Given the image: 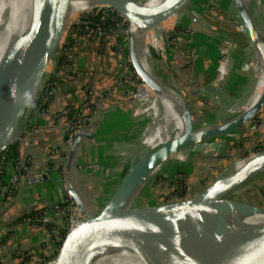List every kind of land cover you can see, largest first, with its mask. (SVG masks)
<instances>
[{"label":"crops","instance_id":"obj_1","mask_svg":"<svg viewBox=\"0 0 264 264\" xmlns=\"http://www.w3.org/2000/svg\"><path fill=\"white\" fill-rule=\"evenodd\" d=\"M188 4L189 11L197 17L189 20L192 17L184 10L187 26L178 25L183 33L178 31L176 47L169 50L175 77L171 74L195 122L208 120L214 124L224 120H218L220 115L238 101L248 85L249 76L242 67L246 40L242 44L235 40L237 26L227 10V0H190ZM261 5L264 13V0ZM190 21L193 24L188 26ZM70 34L75 44L58 58L45 107L32 109L19 137L8 149L10 157L2 164L0 264L45 263L65 230L67 193L63 183L74 190L88 212L94 211L125 174L126 160L121 156L136 151L140 144L137 139L147 126L145 113H136L142 105L134 96L132 81L122 87L117 83L129 76L124 54L96 33L83 35L72 30ZM226 36L235 43L227 47L224 63L222 44ZM82 105L87 118L69 161L64 152L68 117L62 110ZM183 106L181 103L184 111ZM239 131L240 137L234 140L231 139L238 136L237 130L228 134L229 138L225 134L220 145L217 139L204 141L208 148H216L207 150L220 149L218 154L194 150L169 174L180 173L185 180L180 199L206 187L220 166L229 161L232 155L228 152L241 150L247 144H251L249 150L255 149L264 142V107ZM36 172L43 174L42 180L27 184L26 178ZM14 173L19 174V179L14 192L9 193V179ZM159 184L163 182H157L155 187ZM166 189L161 190L167 194L165 198L179 199ZM160 194L158 190L152 192L147 205L164 203Z\"/></svg>","mask_w":264,"mask_h":264},{"label":"water","instance_id":"obj_2","mask_svg":"<svg viewBox=\"0 0 264 264\" xmlns=\"http://www.w3.org/2000/svg\"><path fill=\"white\" fill-rule=\"evenodd\" d=\"M95 1L112 9L117 20L126 29L125 59L128 75L135 91L141 95L147 106L151 94L145 85L136 60L134 41L127 33L129 24L150 29L170 16L176 15L190 0H168L143 21H137L129 13H126L119 0ZM68 3L69 0H33L34 10L31 25L16 40L10 58L8 82L0 90V153L17 140L21 128L26 124L35 107L39 93L49 75L48 64L60 49L57 48L60 38L59 15L67 8ZM237 8H235L234 0H227V10L239 21L250 38L253 26L246 13L240 7ZM232 19L234 18L232 17ZM236 26L239 25L236 23ZM176 88L183 99L187 113V136L179 141L174 150L165 154L152 166H144V163H141L134 168L131 167L92 212L86 210L78 195L64 182L67 193L84 219L83 231L76 240H73L70 237V230H66L46 264H88L89 259L100 252L101 246L105 243H115L133 249L146 255L154 264H264L262 253L264 251V227H260L242 238H238L228 231L213 229L194 236L193 243L190 245L179 233L175 224L176 220L182 217H188L193 221L199 218V221L207 222V212L224 219H232L236 215L249 216L263 212L264 209L259 202L242 201L233 204L237 207L235 209L225 198L227 194L247 181L261 168L255 164L217 185L216 182H219L218 179L222 172L233 163V160L219 172L217 177H213L214 180L211 183L195 194L183 199L179 198L176 201L132 207L111 222L104 223L102 221L110 207L115 201L120 200L137 177L160 164L155 172L146 179L141 193L148 185L166 178L180 167L182 162L170 161L171 156L186 149L192 143L212 140L233 130L241 129L246 123L253 120L264 107L263 90L260 100L243 116L196 129L197 123L187 101L181 90L177 86ZM213 127L220 128L210 131ZM12 138L13 141L7 142ZM79 141L80 130L68 148L69 161L74 156ZM251 153H259L261 158H264V148L259 152H255V149L251 148ZM259 194L263 193L259 191ZM262 198L264 199V195ZM229 226L232 228L230 223ZM153 237L162 243V247L154 253L151 248Z\"/></svg>","mask_w":264,"mask_h":264},{"label":"bare ground","instance_id":"obj_3","mask_svg":"<svg viewBox=\"0 0 264 264\" xmlns=\"http://www.w3.org/2000/svg\"><path fill=\"white\" fill-rule=\"evenodd\" d=\"M119 1H121L123 9L126 11V13H129L130 16L132 12H135L133 13L132 18L137 21H143L155 9L160 7L165 2H168V0H155L160 3L155 6L153 2L154 0ZM13 2L14 0H0V90L3 86L5 87L8 82L9 68L11 63L10 58L12 57L11 55L16 40L30 27L33 18V0H28L27 8L29 9L28 13L26 12L27 15L14 23L12 21V23L9 22L8 17L10 15V8ZM102 7H105V5L95 0H69L67 8H65L59 15L60 38L58 40L57 46L61 47L68 27L78 15L88 12L94 8ZM245 13L253 26L250 33L252 53H249L250 55L246 57V63L244 64V70L249 73L250 76L245 94H243L241 97L244 98L243 100L245 104L234 113L235 117H241L249 110H251L260 100L264 90V25L260 23V16L263 13L261 0H249ZM162 30L164 29L162 28ZM128 31L129 35L133 34L137 38L138 42H136L134 38L136 60L142 72L145 85L147 89H149L151 94V96L149 97L150 99H148L147 101V106L144 109L143 107H139L136 113L146 112L147 114L152 115V122L147 127L146 134L148 133V135L146 137H148L147 139L152 141L153 144L151 146V149L146 152L145 155H142L139 161L132 167L134 168L141 163H144V166H152L153 164L158 162L165 154L174 150L179 144V141L183 137L187 136L188 122L187 113H184L182 115L180 113L181 103L184 105L183 99L181 98L179 93H177L173 88L164 83V81L162 80V73L164 72L162 71V66L158 65V63H156L152 56V51H154L158 56L166 61V46L164 47V36L160 34L159 28L157 27V25L150 29L141 28L135 24L130 23ZM143 49L146 52L145 59ZM54 61L55 59L53 55L52 60H50L48 64V69H51L53 67ZM221 68H223V64L221 65ZM222 71L225 72L224 70ZM141 101L140 104L142 105ZM231 119L232 117L230 119L228 118V120ZM184 123L186 125V132L184 136L181 137L179 134L182 131V126L184 125ZM218 128L220 127H213L210 129V131L216 130ZM254 164L260 166L261 168L251 178H249L239 187L233 189L232 192L227 194L225 197L226 200L230 203V206L235 209H237V207L233 204H237L242 201L246 202V200L244 199V194L247 189H244L242 191L244 186L250 183L255 175L264 171V158H261V155L259 153H251L250 157L230 164L222 172L221 177L218 179L219 182H216L217 185H219L221 181H225L227 178L251 168ZM159 165L160 164H157L155 167L137 177L131 183L126 193L123 194L119 201H115L107 211V213L104 215L102 219L104 223L113 221L116 217L123 213H126L135 205L141 195L140 191L146 179L155 172ZM206 215H208L207 222L199 221V218L193 221L188 217H182L176 220L175 224L179 233L183 236L187 243H190V245L193 243L192 239L194 236H199L204 232H208L213 229L228 231L236 237L242 238L250 235V233L254 232L258 228L264 227V211L249 216L236 215V217L232 219L218 218L216 215L210 212H207ZM79 220L84 221L83 218ZM79 220L75 221L70 227V237L73 233L72 230L74 229V227L75 231H78L80 227L78 222ZM229 223L232 228L229 226ZM77 224L78 227H76ZM151 245L153 253L156 252L160 247H162V243L154 237L151 239ZM115 247L125 248L132 253L126 254L120 258H115ZM262 253L264 255V251ZM88 264L154 263L150 259H148L146 255L138 253L133 249H129L115 243H105L101 246V251L89 259Z\"/></svg>","mask_w":264,"mask_h":264},{"label":"rangeland","instance_id":"obj_4","mask_svg":"<svg viewBox=\"0 0 264 264\" xmlns=\"http://www.w3.org/2000/svg\"><path fill=\"white\" fill-rule=\"evenodd\" d=\"M27 2H28V0H14V2L11 5V8H10V15L8 17L9 22L12 21L14 23V22L18 21L19 19H21V18H23V17H25L27 15L28 9H29V8H27V6H28L27 5ZM153 2L155 4V6L158 5V4H160L159 2H157L155 0ZM248 3H249V0H234L235 8L238 9L237 7H240L244 12L246 11V8H247ZM107 9L109 10L110 8L109 7L94 8V9L88 11V12H85L84 14H86V13H93V15H94L95 12L96 13H99L100 11H103V10L107 11ZM184 10L186 11V13L189 12L190 17H192V18H189V20L193 19V17H197V15H195V14L191 13V11H189V4L187 3L185 5V7L182 10H180L176 15H172L169 18H167L166 20H164L161 23L157 24V27L159 28L160 34H162L164 36V47L166 46L165 47L166 48V61L164 59H162L160 56H158L154 51H152V56H153L154 60L156 61V63H158V65H161L162 66V71H164L162 73V80L168 86H170L171 88H173L177 93H178V91H177V88L175 86V82H174L173 76H172V74H173L174 77H175V71H174V68H173L171 62L169 63V60H170L169 59V55H170L169 54V50H170V48L173 49L174 47H176V44L175 43L178 41V38H177L176 35H177V33H179L178 32L179 30H176V27L179 24H182L181 26H183V27L187 26V23H188V19L187 18L188 17L187 18L185 17V14L186 13L184 12ZM133 13H135V12H132L131 17H133ZM230 15H232V14L230 13ZM232 17L234 18L235 23H237V25H239L237 27V29H236V31H237L236 37L238 39L236 38L235 40L237 41L238 44L239 43L242 44L243 43L242 40H246V42H244L245 43V48H246V50H245V59L243 60V65H242V67L244 69V66H245L244 64L246 63V57L252 53L251 42H250V38H249L247 32L244 31V28L239 23V21L234 16H232ZM192 22L189 23L188 26H191L193 24ZM260 23H262V24L264 23V13L260 16ZM132 28H133V26H132ZM162 28L164 30H162ZM124 30L126 31L125 28H124ZM69 31H70V29L67 30L66 35H69V39H71L72 38V34H70ZM180 31H181V34H182L183 33L182 30H180ZM127 33L129 34V31L128 30H127ZM165 35H167V38H166L167 40H165ZM130 36L133 39V41H134V38H135L136 42H138L136 36H134L133 34H131ZM227 36H226V42H224V43H226L225 44L226 45V48L229 45L233 44V42L235 43V41L233 39H230V37L227 38ZM119 40L120 39L118 38V41ZM122 41H123L124 46H123V49L122 50H119V52L120 53L122 52L124 54V56H125L126 55V37ZM57 48L59 49L60 47L57 46ZM145 55H146V52L144 50V59H145ZM54 59H55V55H54ZM144 59H143V61H144ZM126 66H127V63H126ZM142 67H143V64H142ZM48 70H50V69H48ZM247 75L250 76L249 73H247ZM248 82H249V79H248ZM126 85L127 84H125V86ZM118 86H121V83L118 84ZM177 86H178V83H177ZM246 89H247V85H246V87H245L242 95L245 94ZM134 95L138 98L139 101L142 100L141 103H142V107L144 109L146 107V103L143 101L141 95H139V93L136 92V91L134 92ZM242 95H241V97H242ZM241 97L238 99V101L234 105L231 104V105H229L227 107V109L225 110V113H223L222 115H220V118L218 119V120H222V119H224V120L223 121H220L218 123L224 122L226 119L228 120V118L230 119L231 117L232 118L235 117L234 116V113L236 111H238L245 104L244 103V100H243L244 98H241ZM188 106H190V105H188ZM183 108H184V111L183 110L180 111L181 115L184 114V113H186L185 107H183ZM137 110H138V108L136 109V111ZM144 113H145V115L147 117V126H146V129H145L143 135L141 136V138L137 139L138 143L140 142V144H138L139 146L138 145L136 146L137 149H136V151L134 153H131V154L128 153V154H124L123 156H121L123 160H126V162L124 164V168H123V170H124L123 173H126L131 167H133L139 161L140 157L142 155H145L146 152H148L151 149V146L153 144V142L150 141L149 139H147L148 137H146L148 135V133L146 134L147 127L152 122V115H149L146 112H144ZM209 123H208V120H205V121L200 122V123L198 122L195 125V128L196 129L206 128L208 126H211ZM235 131L236 130L230 132L229 134L235 133ZM237 131L238 132H236V133L238 134V136L233 137V139H231V140H234V139L240 137V131L238 129H237ZM185 132H186V125L184 123V125L182 126V131H181V133L179 135L182 137V136H184ZM224 135L219 136V137H217L215 139H212V140L215 141L217 139L218 141L216 143H217V145H220L223 142ZM227 135L228 134H226V137H227ZM226 137L224 139H226ZM227 138H229V136ZM8 141H13V138L12 139H9ZM208 141H210V140H207L206 142H208ZM206 142H205V144H206ZM205 144H204V142H200V143H197L195 145L194 144H191L189 147H187L186 149H183V150L177 152L175 155L171 156L169 159H170V161H172L174 163H177V162H182L183 163L187 159V156L192 151H194V150H200V151H204L206 153H211V154H214V155H217L218 154V152H219L220 149L217 150V151H209L207 149L213 150V149H216V148L215 147H212V146H210V148H208L207 145H205ZM249 145L251 146V144H247L241 150H232V152H228L232 156H230V159H229L228 162H226L224 165L220 166V169L217 170V172L214 174V176L217 177L218 174H219V172H221V170H223L224 168H226L233 160H234L233 162H237L239 160H242V159H245V158L250 157L251 154L249 152L250 150L248 149L250 147ZM262 148H264V142H262L261 145L257 146V148L255 147V152H259L260 150H262ZM5 151H6V148L0 153V160L3 157V155L5 154ZM245 156H247V157H245ZM174 175L175 174H172L171 176L168 175L166 178H164V179H162V180H160L158 182H162V181L164 182V180L165 181H169V179H173ZM168 177H170V178H168ZM213 180L214 179L212 178L211 180L208 181V183H205L206 186L209 183H211ZM156 183L157 182H154L153 184L148 185L146 188H144L142 190L141 195H140L138 201L135 203V205L133 207L147 206V204H149L148 201H149V198H150V194L152 192H154L155 190H158L161 193L160 194L161 197L162 196L164 198L166 197L165 195H167V194L165 193V195H163L162 194V191H161V190L167 191V189L165 188V186L163 184L162 185L159 184V186L155 187V184ZM176 183H177V181H176ZM244 189H247L246 192H245V194H244L245 195L244 196V199L245 200H248L249 202H254V203L259 202L261 204L262 208L264 209V199L262 198V196L264 195V171H262L259 174L255 175L254 178L251 180V182L248 183L246 186H244V188L242 189V191ZM259 191H261V193H263V194L262 195L259 194ZM173 197H169L168 196L167 198H165L164 203L169 202L170 200L171 201L172 200H174V201L179 200V199H176L175 196H173ZM78 222H79V226H80L79 229H78V231L77 232L75 231V227L72 230L73 233L71 234V238L73 240H76L82 234V231H83L84 221H80L79 220ZM76 227H78V224H77ZM129 253H132V252L131 251H128L125 248L115 247L114 256H115V258H120V257H122V256H124L126 254H129ZM114 259H113V261H114ZM46 263H47V261L45 263H43V264H46Z\"/></svg>","mask_w":264,"mask_h":264},{"label":"built area","instance_id":"obj_5","mask_svg":"<svg viewBox=\"0 0 264 264\" xmlns=\"http://www.w3.org/2000/svg\"><path fill=\"white\" fill-rule=\"evenodd\" d=\"M82 15H91V16H98L99 17V21L98 22H94L93 20L90 19H82L81 16ZM107 21H114V26H105L104 24ZM68 29H70L69 33L73 30L76 34H83V35H88V34H92V33H96L98 34V36H100L101 38H103L105 40V42L109 43L110 45H113V47H115L118 50H122L123 49V39L126 37V33L124 28L122 27V24L117 20L115 13L112 9H107V11L103 10L100 11L99 13H82L81 15L77 16L74 21L70 24V26L68 27ZM67 29V30H68ZM68 33V34H69ZM118 38L120 39L118 41ZM167 38V35H165V40ZM173 40V39H172ZM75 44V41L73 38L69 39V35H65L64 41L58 51V53L55 56V61H54V65L53 67L48 71L49 75L43 85L42 90L39 93V97L40 99H44L46 100L47 97L51 94V90H52V75L55 73L57 65H58V58L60 57V55L62 54V52H66L67 49L72 48L73 45ZM226 43L222 44V53L224 54L222 56V59H224L226 57V52H227V48H226ZM225 60V59H224ZM117 83H121V87L124 86L125 84H129L130 83V78L129 76L124 77V79H118ZM116 86V84H115ZM117 87V86H116ZM38 97V98H39ZM85 109V105H82L80 107H67L65 109L62 110V114L68 117V129L66 132V136H65V150L64 152L67 154L68 148L71 145V143L73 142V140L75 139L77 133L79 132V130L81 129V126L84 124V122L86 121V119H84V110ZM28 121V120H27ZM27 123V122H26ZM8 153H7V148L5 151V154L3 155V157L0 160V163L3 164L4 161L7 159ZM95 167V165H93ZM92 165L89 167H93ZM42 176L43 174L41 172H36L30 176H28L26 178V183L29 185L32 184H36L39 183L42 180ZM179 177V174H175L173 179H169V181H165L163 182V185L170 189L171 191H174L176 189V181ZM19 179V174L18 173H14L13 175H11L10 179H9V184H8V188H7V192L12 193L14 192L16 183ZM63 191L67 193V187L66 184L63 183ZM67 207H66V219H65V231L70 229V227L72 226V224L81 219V215L79 214V212L77 211V207L74 203V201L72 200V198L69 196V194L67 193ZM56 207V206H55Z\"/></svg>","mask_w":264,"mask_h":264},{"label":"trees","instance_id":"obj_6","mask_svg":"<svg viewBox=\"0 0 264 264\" xmlns=\"http://www.w3.org/2000/svg\"><path fill=\"white\" fill-rule=\"evenodd\" d=\"M82 19H90V20H93L94 22H98L99 21V17L98 16H91V15H82L81 16ZM105 26H114V21H107L105 24ZM176 30H180V27H176ZM61 60V59H60ZM46 105V100L44 99H40V97L37 99L36 103H35V108H39V109H43ZM84 116V119H86V115H83ZM13 147V144L10 145ZM9 146V147H10ZM9 147H7V153H8V156L9 154L11 153L9 149ZM10 151V152H9ZM13 151V150H12ZM15 154V153H13ZM7 156V158H8ZM11 156H13L11 154ZM10 157V156H9ZM7 160V159H6ZM5 160V161H6ZM3 175H4V166L0 163V186H3L4 185V178H3ZM184 188H185V180L183 179V176L179 173V177L177 179V183H176V189L173 191L175 194H176V197L178 198H181L183 193H184ZM65 233V230L62 232V234Z\"/></svg>","mask_w":264,"mask_h":264}]
</instances>
